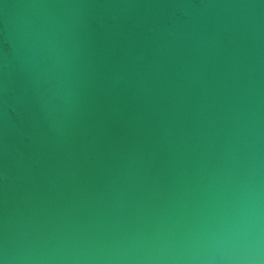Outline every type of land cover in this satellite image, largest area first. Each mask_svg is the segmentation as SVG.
Listing matches in <instances>:
<instances>
[{
	"label": "water",
	"instance_id": "water-1",
	"mask_svg": "<svg viewBox=\"0 0 264 264\" xmlns=\"http://www.w3.org/2000/svg\"><path fill=\"white\" fill-rule=\"evenodd\" d=\"M37 37L60 101L21 59ZM250 175L264 210V0H0V245L71 257L183 228Z\"/></svg>",
	"mask_w": 264,
	"mask_h": 264
},
{
	"label": "clouds",
	"instance_id": "clouds-1",
	"mask_svg": "<svg viewBox=\"0 0 264 264\" xmlns=\"http://www.w3.org/2000/svg\"><path fill=\"white\" fill-rule=\"evenodd\" d=\"M21 59L39 69L50 84L47 92L60 101V81L45 39L26 42ZM62 103L47 113L55 125ZM0 264H264V210L258 181L249 176L232 182L225 206L205 219L183 228L158 226L151 232L131 234L127 241L81 256L41 258L12 253L0 245Z\"/></svg>",
	"mask_w": 264,
	"mask_h": 264
}]
</instances>
